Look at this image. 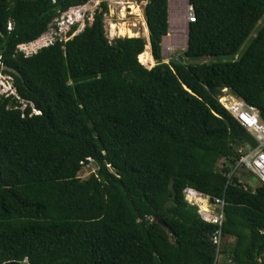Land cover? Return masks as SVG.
I'll use <instances>...</instances> for the list:
<instances>
[{"label": "trees", "instance_id": "1", "mask_svg": "<svg viewBox=\"0 0 264 264\" xmlns=\"http://www.w3.org/2000/svg\"><path fill=\"white\" fill-rule=\"evenodd\" d=\"M88 1L0 0V63L19 73L0 70L16 91L0 96V264H264V185L225 174L254 141L218 98L230 90L264 123V0H188L195 20L170 63L168 0H147L152 68L144 38H107L104 0L66 41L18 50ZM186 186L224 200L219 252Z\"/></svg>", "mask_w": 264, "mask_h": 264}, {"label": "built area", "instance_id": "2", "mask_svg": "<svg viewBox=\"0 0 264 264\" xmlns=\"http://www.w3.org/2000/svg\"><path fill=\"white\" fill-rule=\"evenodd\" d=\"M168 6L169 27L168 32L163 37L161 43L162 54L165 56L174 53L176 49H186L188 36V30L186 32V26L188 28L189 23L195 20L193 6L188 2V0H168ZM174 13H177L179 18L183 17L184 19V23L180 21L176 24L178 31H172L174 28L171 24V17ZM79 15L81 16V13H76L74 7L61 12L49 25L52 31L48 32L49 30H47L44 33H49V37L43 38L42 43L37 47V49L30 53L25 50L27 45L38 41L44 34H42L39 39L34 42L18 45V50L22 51L25 55H30L42 47L53 44L56 40L66 41L69 38V36H67V32L71 29V27L76 23L80 24L79 22H81L82 19L79 20ZM78 26L75 31L78 30ZM8 28L10 29V24ZM62 29L66 30L63 36L61 34ZM75 31L70 37L78 33H75ZM167 37L170 39L165 42V38ZM0 75V96H16V91L11 78L2 73H0ZM226 109L249 133L254 141V145H251L249 142H245L238 146L237 152L239 153V157L236 159L235 163H230V167L225 173L227 177L226 185L233 184L240 186L246 191L250 190V187L254 189L256 184L264 185V123L259 117L257 108L240 99L227 106ZM226 167V164L222 165L221 170ZM183 196L187 204L191 206H197V212L202 220L208 223L216 224L218 226V229L212 236V242L216 246L217 252H219L222 243V232L220 227L223 220L224 200L217 197L211 199L208 195L190 186H186L183 189ZM202 202H207L214 209L212 210L210 208H202Z\"/></svg>", "mask_w": 264, "mask_h": 264}, {"label": "rangeland", "instance_id": "3", "mask_svg": "<svg viewBox=\"0 0 264 264\" xmlns=\"http://www.w3.org/2000/svg\"><path fill=\"white\" fill-rule=\"evenodd\" d=\"M104 1L107 2V6H108V11L104 15V28H105L107 38L110 41H112L114 38H117V37H129L125 35H120L118 33V28H115V29L111 28L112 24H114L115 26L116 25L118 26L119 24L123 23L126 25V28L131 29L133 33H135V36L133 37H142L145 39L146 44L149 45L150 54L153 57L150 39H149V30H148V26L146 22V17H145V6L148 1L147 0H104ZM101 2L102 0H89L84 5H79V6L74 7L76 13H81V16L79 15V20L82 19L81 22H79L80 24H78L79 25L78 30L75 31V33L82 30V28L86 24H90L92 22L94 11L96 10V8L99 7ZM133 4L134 6L138 8L139 11H133L131 9V6ZM145 26H147V30H148L147 34L144 31ZM48 28H49L48 32H51L52 29H50V27ZM187 30L188 28L186 26V32ZM65 31H66L65 29H62L61 31L62 36L65 34ZM49 35H50L49 33L44 34L38 41L34 42L33 44L27 45L25 50L29 53L34 51L35 49H37L38 46H40V44L43 41V38L49 37ZM251 37L252 36H250V38ZM249 39H247L246 42L244 43V47L247 45ZM183 51L184 49H176L174 53L169 54L168 56H165L162 54V59L159 61L162 63H170L172 60H183V56H182ZM153 60L155 62L153 66L157 65L159 61L155 60L154 57H153ZM145 67L152 68V67H147V66ZM0 79H1V75H0ZM68 83L69 85L73 86L72 81H69ZM218 98H219L220 103L226 107L229 106L230 104H233L235 101L240 100L239 98L234 96L232 92L228 89H223L221 91V94L218 96ZM222 165L224 164H222L221 160H219L216 164V170H221ZM96 170H97V165L94 162H90L83 166V168L79 171L78 176L81 179H86L91 173L96 172ZM223 170L224 168L222 169V171ZM201 207L205 209L207 208H210L212 210L214 209L207 202H202ZM228 240H229L228 238L222 237V243H221L220 249L223 248L224 243ZM217 260L218 262L221 263V260H222L221 256L218 257Z\"/></svg>", "mask_w": 264, "mask_h": 264}, {"label": "bare ground", "instance_id": "4", "mask_svg": "<svg viewBox=\"0 0 264 264\" xmlns=\"http://www.w3.org/2000/svg\"><path fill=\"white\" fill-rule=\"evenodd\" d=\"M174 5V4H173ZM131 9L133 10V11H139L138 10V8L136 7V6H134V4L131 6ZM182 22V23H184V19H183V17L182 18H179L178 17V15H177V13H174L173 14V16L171 17V24H172V27L174 28V29H172V31H178V28H177V26H176V24L178 23V22ZM145 25V24H144ZM111 28L112 29H115V28H118V33L120 34V35H125V36H129V37H133V36H135V33H133V31L131 30V29H129V28H126V25L125 24H119L118 26L116 25H114V24H112L111 25ZM177 28V29H176ZM144 31H145V33L147 34L148 33V30H147V26H145V29H144ZM113 33V32H112ZM177 33V32H176ZM145 35V34H144ZM170 38H165V42L167 41V40H169ZM138 61L141 63V64H143V65H145V66H147V67H152L154 64H155V62H154V60H153V57L151 56V54H150V51H149V45L148 44H146L145 45V48H144V51L141 53V54H139L138 55ZM204 207H205V205H204ZM205 209V208H204Z\"/></svg>", "mask_w": 264, "mask_h": 264}, {"label": "water", "instance_id": "5", "mask_svg": "<svg viewBox=\"0 0 264 264\" xmlns=\"http://www.w3.org/2000/svg\"><path fill=\"white\" fill-rule=\"evenodd\" d=\"M81 1V0H80ZM1 69H5V70H8V71H11V72H14L15 74H19L18 73V71L17 70H15L14 68H12V67H9V66H6V65H4V66H1L0 67V70ZM186 88V87H185ZM187 90H189L188 88H186ZM190 91V90H189ZM170 196H171V194H170ZM3 264H28V263H26V262H23V263H21V262H16V261H10V262H5V263H3Z\"/></svg>", "mask_w": 264, "mask_h": 264}, {"label": "clouds", "instance_id": "6", "mask_svg": "<svg viewBox=\"0 0 264 264\" xmlns=\"http://www.w3.org/2000/svg\"><path fill=\"white\" fill-rule=\"evenodd\" d=\"M76 24H78V23H76ZM38 39H39V38H38ZM36 40H37V39H36ZM36 40H35V41H36ZM33 42H34V41H33ZM37 43H38V42H37Z\"/></svg>", "mask_w": 264, "mask_h": 264}]
</instances>
